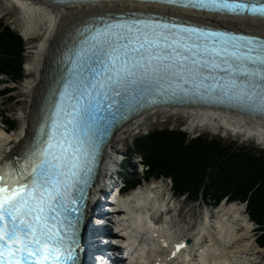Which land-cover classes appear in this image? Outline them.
Here are the masks:
<instances>
[{"label": "snow or ice", "instance_id": "snow-or-ice-1", "mask_svg": "<svg viewBox=\"0 0 264 264\" xmlns=\"http://www.w3.org/2000/svg\"><path fill=\"white\" fill-rule=\"evenodd\" d=\"M154 2L264 18V3ZM74 57L76 71L24 161L0 166V264H76L72 217L101 130L122 107L192 93L264 115V41L143 19L95 28Z\"/></svg>", "mask_w": 264, "mask_h": 264}, {"label": "bare ground", "instance_id": "bare-ground-1", "mask_svg": "<svg viewBox=\"0 0 264 264\" xmlns=\"http://www.w3.org/2000/svg\"><path fill=\"white\" fill-rule=\"evenodd\" d=\"M22 11L21 34L36 43L34 58L26 67L32 76L23 83L28 101H22L23 124L17 130L3 133L0 129V159L18 153L23 155L45 109L48 85L56 76L59 61L75 39L79 25L101 12H120L131 7L169 10L208 22L248 28L264 34V18L202 13L159 4L131 1L85 2L54 4L49 0H11ZM31 42V41H29ZM177 116L191 130L209 129L231 132L242 138L255 137L264 146V117L249 115L233 109L207 105H161L145 110L119 129L108 144L102 172L108 174L110 165H117L122 156L118 140L125 130L150 128L165 119ZM254 138V139H255ZM122 140V139H121ZM140 186L116 205L123 233L120 237L133 238L140 259L154 264H257L259 245L254 237L255 225L248 220L245 204L224 202L213 208L207 205L195 229L177 227L174 219L156 221L159 211L169 204L165 187ZM161 186V187H160ZM98 189V187H96ZM100 189L102 187L100 186ZM104 189V188H103ZM163 192V194H162ZM169 215L168 213L166 214ZM171 215V214H170ZM204 219H203V217ZM175 228H174V226ZM190 239L187 242L186 239ZM169 244L171 251L168 252ZM183 247H180V246ZM179 246V247H177ZM178 248V249H177ZM175 251V252H174ZM174 252V253H173Z\"/></svg>", "mask_w": 264, "mask_h": 264}, {"label": "trees", "instance_id": "trees-1", "mask_svg": "<svg viewBox=\"0 0 264 264\" xmlns=\"http://www.w3.org/2000/svg\"><path fill=\"white\" fill-rule=\"evenodd\" d=\"M25 58L24 38L0 21V77L20 82ZM130 149L128 154L143 159L145 179L170 178L179 196L216 205L224 199L246 202L250 217L258 224V241L264 247V151L202 135L192 137L170 126L139 135ZM210 168L212 182H206V169ZM128 169L123 180L126 188H132L143 178Z\"/></svg>", "mask_w": 264, "mask_h": 264}, {"label": "rangeland", "instance_id": "rangeland-1", "mask_svg": "<svg viewBox=\"0 0 264 264\" xmlns=\"http://www.w3.org/2000/svg\"><path fill=\"white\" fill-rule=\"evenodd\" d=\"M21 17H22V11L16 3H14L11 0H0V21L10 26L15 32H17L19 35L23 37V35L21 34V19H22ZM24 40L26 43V58L23 67L24 68L23 78L20 80V82H17L16 84L15 83L16 81H13L12 78L5 77L4 78L5 81H9V82L0 85V89L6 86V89L3 90V92L0 94V112L3 110L8 111L7 116L9 118L7 119V122L13 128V130H17L23 124V118L21 117L23 112L21 110L22 107H20L21 106L20 103L22 101H28V97L25 91L23 90V83L32 76V71L26 67L27 66L26 64L33 60L35 47H36V43L35 44L32 43L33 40H26L25 38ZM0 124L4 125L2 123L1 116H0ZM169 126L174 128H181L185 130L192 137L202 135L204 137H211L214 139L222 140L224 143H237L238 145H244L248 148L264 151V146L260 142H258V140L255 137L242 138L240 136H236L232 134L231 132H227L223 130L211 131L209 129H197L194 131L189 128L187 122H185L181 118H178L177 116H172L171 118L165 119L164 121L152 125L150 128H144L138 130H132V129L125 130V134L121 135L120 140H118V146L122 150V156L118 160L121 159L124 160L122 165L118 166V169L120 170V175L118 176L112 175L107 180L110 181L115 179L117 181V184H121L124 181L123 179L128 176L127 167L129 166H130L129 168L132 171H134L137 175H142L141 173L142 168L140 163L142 158L140 157V155L128 154L131 153L130 148L132 145V141L141 134L147 133L154 129H160ZM130 169L128 170L130 171ZM206 171H208V176L205 179L206 182H212L210 177H213V172H212L213 170H211L210 168V170L206 169ZM214 174L216 175V173ZM156 182H162L168 185V187L171 186L170 180L163 179L162 181H156ZM107 187L108 186L106 185V183H103L102 188L105 189ZM162 188H164V185L162 186ZM215 189L218 191V188L216 186ZM199 200L200 201L198 202H191L188 201V199L185 197L178 198L175 196V200L173 202L174 207L170 212L171 215L170 214L168 215V218L171 219V223H172V219H174L176 228L188 227L189 232L195 229V227H197V223H199V221L201 220V215H203L202 212L206 211L207 209L206 201L204 200L201 201V199ZM232 202H236V201H232ZM244 204L246 205V203ZM210 207L213 208L215 206H210ZM245 208L246 211H248L247 206H245ZM163 217H167V215H163ZM253 234L254 237L258 238L255 230ZM256 254H258L257 256L259 257L258 259L259 263L257 264H264V248L259 247V250Z\"/></svg>", "mask_w": 264, "mask_h": 264}]
</instances>
